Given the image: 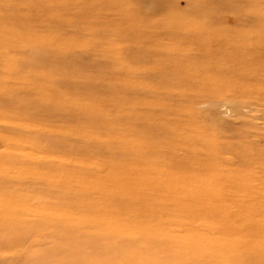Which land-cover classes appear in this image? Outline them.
<instances>
[{"label":"rangeland","instance_id":"1","mask_svg":"<svg viewBox=\"0 0 264 264\" xmlns=\"http://www.w3.org/2000/svg\"><path fill=\"white\" fill-rule=\"evenodd\" d=\"M0 223V264L264 247V0H0Z\"/></svg>","mask_w":264,"mask_h":264},{"label":"bare ground","instance_id":"2","mask_svg":"<svg viewBox=\"0 0 264 264\" xmlns=\"http://www.w3.org/2000/svg\"><path fill=\"white\" fill-rule=\"evenodd\" d=\"M146 14V13H145ZM220 49V51L222 50V51H225V52H227L228 50H227V48L225 47V46H223L222 48H219ZM227 54V53H226ZM231 54H239V53H237V51L236 50H233L232 52H231ZM263 57V56H262ZM171 147V146H170ZM182 166V165H181ZM74 178H76L75 176H73ZM69 179L71 180L72 178H71V176H69L68 177V175H65L64 176V181L66 182V184H67V182H69ZM77 179H80V180H78V182H81L82 183V176H78V178ZM64 183V182H63ZM90 183V182H89ZM87 187H88V184L86 185ZM94 187V186H93ZM92 187V188H93ZM91 188V189H92ZM90 189V190H91ZM95 190V189H94ZM83 193L85 192V191H88V190H86V188H85V190H81ZM96 191H98V190H96ZM86 193H88V192H86ZM94 193V192H93ZM102 194V193H101ZM201 202V201H200ZM153 203H155V202H153ZM157 204V203H156ZM201 205H203V206H208V204H206V203H200ZM109 205V204H108ZM182 205V204H181ZM107 206V205H106ZM111 208V207H110ZM179 208V207H178ZM212 208L211 207H208L207 208V210L209 211V210H211ZM103 210H105V209H103ZM216 210H218V208H215V211ZM218 211H222V210H218ZM224 212H226L225 211V209L223 210V213ZM209 213V212H208ZM211 218V217H210ZM76 219L78 220V221H76ZM73 218V219H71V220H68L69 222H67V227H63V229H60V227H59V225L60 224H58L57 223V225H50V226H48L46 229H48V228H52L53 230H55V234L57 235V239H71V238H77V237H84V234H85V230L84 229H86V228H91V227H93V228H96L97 226L98 227H101V225H95V224H92V222L91 223H89V222H84L83 220L84 219H82V218ZM117 219V221H119L120 219L119 218H116ZM95 220V219H94ZM99 218H98V222H99ZM89 221V220H88ZM96 221V220H95ZM95 221H93V222H95ZM130 221H132V220H130ZM12 222V221H11ZM120 223L122 222V220H120L119 221ZM137 222H139V221H137ZM136 222V223H137ZM141 222H142V220H141ZM140 222V223H141ZM79 223H81L80 225H85L84 227H77V225L79 224ZM87 223H89V224H87ZM134 223V222H133ZM1 224V223H0ZM7 225V227L8 228H13L14 230H20L21 232H23L24 234H23V237L21 238L20 237V239H22V241H27L28 239H30V237L33 235V232H31V233H27V231H25L24 229H23V227H22V225L18 222V223H10V224H6ZM147 225V224H146ZM4 226V225H3ZM61 226V225H60ZM143 226V225H142ZM146 228L147 227H149V225H147V226H145ZM144 227V229H143V231H145V228ZM168 227V226H167ZM62 228V227H61ZM109 228V227H108ZM114 228V227H113ZM119 228H120V226H119ZM118 228V229H119ZM126 228V227H125ZM100 230L102 229V228H99ZM98 229V230H99ZM116 230H118L117 228H115ZM114 229V230H115ZM130 228H128V230H129ZM142 229V228H141ZM102 230H105V229H102ZM114 231L112 228H110V231L108 230V232L106 231L105 233H102L101 235L102 236H107V235H111L113 232L112 231ZM123 231H125L124 229H122ZM46 231V233H48V231L47 230H45ZM119 232H120V229L118 230ZM118 231H116L115 233H117ZM132 231H134V230H132ZM168 231H169V229H168ZM126 232V231H125ZM135 232V231H134ZM101 232H99V234H100ZM123 233V232H122ZM169 233V232H168ZM128 234V233H127ZM132 234H134V233H132ZM132 234H131V236H132ZM165 234V233H164ZM171 234H173V232L171 233ZM85 235H87L86 236V238L85 239H90V238H92L93 236H96L95 234L94 235H92L91 233H86ZM130 235V234H129ZM135 235H136V233H135ZM169 235V234H168ZM124 237H125V234L123 235ZM130 236V237H131ZM158 238H160V237H162L161 235H159V234H157L156 235ZM164 237H165V235H163ZM174 236V235H173ZM62 237V238H61ZM175 237V236H174ZM177 237V236H176ZM123 238V237H122ZM179 238V237H178ZM124 239V238H123ZM177 240V239H176ZM180 239H178V241H179ZM186 240H188V239H186ZM70 241V240H69ZM103 241H105V240H103ZM122 241V240H121ZM190 240H188L187 242H189ZM193 241H194V239H193ZM191 242H192V240H191ZM197 242V241H196ZM82 243V242H81ZM80 243V244H81ZM184 243H186V242H184ZM242 243H243V240H242ZM254 243V242H253ZM166 244V243H165ZM175 244H177V243H175ZM196 244H199L198 242L196 243ZM202 244H203V242H202ZM207 244V243H206ZM205 244V245H206ZM256 244V243H255ZM184 245H186V244H184ZM201 245V244H200ZM208 245V244H207ZM229 245V244H228ZM219 246V245H218ZM248 246V248H246V246H245V249H242L241 247H240V244H238V246L236 247L235 246V249L237 248V251L239 252V253H235V255L236 256H233V254L232 255H230L229 257L230 258H228L229 259V261L231 262V264H264V247H259L258 245H247ZM78 249H79V247H77ZM109 248V247H108ZM230 250H231V252L230 253H233L234 252V247H233V249H232V247H228ZM77 249V250H78ZM165 249V248H164ZM167 249H169L168 247H167ZM49 250V249H48ZM143 250H144V247H143ZM253 250V251H252ZM257 250V252H255ZM79 251V250H78ZM84 251V250H83ZM175 251V250H174ZM157 252V251H156ZM169 252H170V250H169ZM70 253V252H69ZM76 254V251H71V253L70 254H68V256L67 257H65V258H68V260H70V257L71 256H75V254ZM80 253V252H79ZM151 253V252H150ZM187 253V252H186ZM225 253V252H224ZM59 255V253L57 252V253H55V255H54V258L52 259V260H48V262L49 263H51L52 261H55V259L57 258V256ZM78 254V253H77ZM144 254V253H143ZM164 254H165V252H164ZM168 254V253H167ZM127 255V254H126ZM62 256V255H61ZM60 256V257H61ZM76 256H78V255H76ZM166 256V255H165ZM59 257V258H60ZM126 257V256H125ZM193 257V256H192ZM191 257V258H192ZM236 259H235V258ZM62 258V257H61ZM50 259V258H49ZM58 259V258H57ZM56 259V260H57ZM68 260L66 261V262H64V259H62V264H68L67 262H68ZM123 261V260H122ZM151 261V260H150ZM155 261V260H154ZM81 261H79V260H77L76 262L74 261L73 263H71V262H69V264H81L80 263ZM108 262V261H107ZM52 263H55V262H52ZM230 264V263H229Z\"/></svg>","mask_w":264,"mask_h":264}]
</instances>
